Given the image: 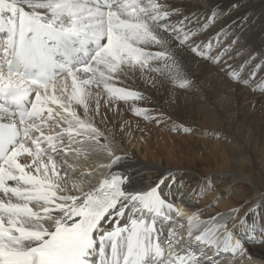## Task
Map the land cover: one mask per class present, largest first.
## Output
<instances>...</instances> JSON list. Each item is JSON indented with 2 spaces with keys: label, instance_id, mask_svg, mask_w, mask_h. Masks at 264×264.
Wrapping results in <instances>:
<instances>
[{
  "label": "snow or ice",
  "instance_id": "6c2138e0",
  "mask_svg": "<svg viewBox=\"0 0 264 264\" xmlns=\"http://www.w3.org/2000/svg\"><path fill=\"white\" fill-rule=\"evenodd\" d=\"M219 14L212 10L202 23L167 0H0V264H219L221 254L246 251L237 228L264 243V224L256 240L258 225L247 224L244 206L202 221L161 190L167 177L133 188L130 158L96 122L105 94L110 106L147 100L115 86L130 76L153 87L165 82L190 90L194 81L178 50L252 87L242 77L248 61L239 69L229 63L238 36L227 46L223 29L200 39ZM58 87L66 103L55 95ZM253 91L264 93V81ZM133 111L165 122L164 113ZM173 130L194 131L183 125ZM94 157L104 162L96 165ZM89 161L93 167L77 175ZM98 171L102 179L91 185ZM84 181L91 186L83 188ZM211 190L206 180L205 191L194 195ZM164 222L178 227L164 235L158 227Z\"/></svg>",
  "mask_w": 264,
  "mask_h": 264
},
{
  "label": "bare ground",
  "instance_id": "6f19581e",
  "mask_svg": "<svg viewBox=\"0 0 264 264\" xmlns=\"http://www.w3.org/2000/svg\"><path fill=\"white\" fill-rule=\"evenodd\" d=\"M167 2L179 8L184 16L197 14L202 23L205 21V14L217 10L220 14L215 23L200 39H211L223 29L227 36L222 35L220 39L222 45L227 46L238 36L239 42L229 53L232 57L229 63L239 69V66L248 61L242 70V77L250 80L253 86L237 83L225 75L221 67L201 60L190 51L178 50V57L183 60L194 81V86L190 90H174L165 82H158L157 86L153 87L151 82L146 83V78H140L139 75L116 81V87H126L140 92L147 100L130 99L127 103L118 101L110 106L104 102L107 99L105 94L100 102L99 115L96 117L97 125L101 129H106L110 138L119 146V151L130 158L129 164L134 177L133 188L153 187L172 172L169 175L175 180L167 182L165 187L164 182L161 183L160 188L166 189L170 184L169 191L164 193L172 194V202L176 208L182 209L185 213L199 212L200 220L207 221L209 217L218 213L227 215L232 207L244 206L247 224L255 222L258 225L254 235L256 240H259L261 239L259 226L264 224V189L259 181L257 183L253 181L250 170H256L264 185V158L257 153L262 148L261 134L264 132V125L251 126V130H245L247 134H243L235 126V121L243 118L253 124L256 121L252 120L264 117V110L257 106L264 103V93L253 91L255 84L264 81V0H167ZM234 3L238 5L235 9L232 8ZM173 19L177 17L174 16ZM68 91L69 93L71 91L70 80ZM55 95L66 103V97L59 87ZM242 103L252 105V111L256 115H249L242 106L236 108V104ZM49 106L54 110L63 111L59 105ZM91 107H95V97ZM133 108L148 109L152 116L164 113L165 122L157 124L153 120L137 116ZM76 110L82 116L83 109L77 107ZM180 125L190 127L194 131L185 133L182 130H173ZM198 142H203L205 148L211 149L214 154L219 150L223 159L222 164L216 167L218 159L212 163L209 161L210 156L206 157L208 159H205V162L193 160L195 155L192 159L190 154L194 144ZM211 160L215 158L211 157ZM93 161L96 165L104 162L102 157H94ZM235 164H240V170L224 176L223 173L229 168L231 171ZM92 167V161L82 164L77 175ZM102 176L103 173L98 171L92 178L91 185L98 184ZM206 180L213 188L206 193L211 194L205 203L193 205L192 199L197 198L194 190L205 191ZM91 185L87 181L82 182L85 189ZM180 193L183 195L176 196ZM218 196L222 198L216 202ZM209 198H212L211 202ZM212 203L218 204V207L203 212L206 206L209 207ZM257 205L261 207L257 208ZM172 226L178 227L175 223L158 224L164 235ZM237 232L240 233L246 251L242 256L221 254L216 257L219 264H264V243L249 239V233L243 229L237 228Z\"/></svg>",
  "mask_w": 264,
  "mask_h": 264
},
{
  "label": "rangeland",
  "instance_id": "374dc122",
  "mask_svg": "<svg viewBox=\"0 0 264 264\" xmlns=\"http://www.w3.org/2000/svg\"><path fill=\"white\" fill-rule=\"evenodd\" d=\"M258 71V70H257ZM240 106H242V107H244V108H246V110L248 111V114L249 115H256L252 110H253V107H252V105H250V104H248V103H242V105H238V104H236V108H239ZM259 108H261L262 110H264V103H260V104H258L257 105ZM252 121H256L257 122V124H255L256 122H254L253 124H252V122L250 123V122H248L247 120H244L243 118H239V120L237 121H235V126L238 128V129H240L241 131H242V133L243 134H247V133H245L244 131L245 130H248V129H250L251 130V126H263L264 125V117L263 118H257V119H255V120H252ZM189 135V134H188ZM260 143V142H259ZM261 143H262V148L257 152V153H260L261 155H262V157L264 158V132L261 134ZM193 151H191V154L190 155H192L191 157H192V159H193V157H194V155H195V159H193V160H195V161H201V162H205V159H208L209 158V156H210V159H209V161L210 162H212V163H215V161L218 159V161H217V165H216V167H218L219 165H221L222 164V162H223V159H222V156H221V154L219 153V150L214 154L213 153V151L211 150V149H208V148H205V146H204V143L203 142H198V143H195L194 144V146H193V149H192ZM192 152H193V154H192ZM196 153V154H195ZM200 155L199 157H198V155ZM197 155V156H196ZM198 157V158H197ZM206 157H208V158H206ZM211 157H214L215 158V160H211ZM240 170V164H235V166L231 169V171H230V168L229 169H227V171L225 172V173H223V175L224 176H226V175H230L231 173H234V172H238ZM172 173V172H171ZM171 173H169V174H171ZM168 174V181L166 180V179H164V187L165 186H167V182H169L170 181V183L171 182H173V180L172 179H170L172 176H170ZM250 175L252 176V178H253V181L255 182V183H257L258 181L261 183L260 184V186L264 189V185H263V183H262V178L257 174V172H256V170H254V169H251L250 170ZM167 176V175H166ZM166 176H164L163 178H166ZM170 176V177H169ZM175 180V179H174ZM163 187V186H162ZM169 187H170V184H169ZM169 187L168 188H163V192H166V191H169ZM178 190H179V188H177V192L176 193H178ZM211 193H206V194H204L201 198H196V199H192V202H193V200H194V204L193 205H199V204H201V203H205L206 202V200H207V197L210 195ZM183 194H178V195H176V196H178V197H180V196H182ZM210 200V202L212 201V198H209ZM212 204H214L215 205V203H212ZM211 204V205H212ZM210 205V204H209ZM216 207H218V204H216L215 206H206V208L203 210V212H208L210 209H212V208H216Z\"/></svg>",
  "mask_w": 264,
  "mask_h": 264
}]
</instances>
